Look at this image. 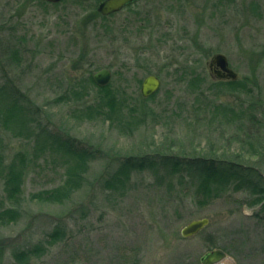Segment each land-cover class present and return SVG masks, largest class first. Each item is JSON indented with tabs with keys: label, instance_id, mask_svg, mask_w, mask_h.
Instances as JSON below:
<instances>
[{
	"label": "rangeland",
	"instance_id": "374dc122",
	"mask_svg": "<svg viewBox=\"0 0 264 264\" xmlns=\"http://www.w3.org/2000/svg\"><path fill=\"white\" fill-rule=\"evenodd\" d=\"M41 1L0 0V44L21 57L0 72V84L13 79L30 113L38 111L25 114L29 132L11 128L0 111V264H13L14 252L43 241L57 224L65 238L33 264H201L215 248L227 254L215 264H264V207L246 183L200 205L188 193L155 187L154 166L133 170L124 194L102 182L125 157L154 156L168 145L184 158L214 155L255 167L264 182V150L226 143L220 133L233 132L231 113L246 114L255 92L264 97V0H138L109 15L96 10L102 0ZM217 53L239 86L210 75L207 62ZM103 67L112 72L117 108L108 118L85 115L78 109L97 97L86 78ZM148 74L161 80L153 97L140 92ZM74 80L88 87L78 98L64 95ZM45 132L99 147L81 185L63 182L79 166L60 149L34 152ZM20 160L25 173L10 193L8 166L20 168ZM202 217L209 223L201 231L181 235Z\"/></svg>",
	"mask_w": 264,
	"mask_h": 264
},
{
	"label": "trees",
	"instance_id": "16d2710c",
	"mask_svg": "<svg viewBox=\"0 0 264 264\" xmlns=\"http://www.w3.org/2000/svg\"><path fill=\"white\" fill-rule=\"evenodd\" d=\"M41 1V0H35ZM42 2V1H41ZM19 50L17 47H11L9 45L0 44V72L6 73V67L8 65H20L21 57L18 54ZM5 77V75H4ZM200 78H193L192 83L201 81ZM14 80H10L9 77H5L4 83L0 84V111L6 112L7 123L11 124V128L20 132H29L30 128L27 122H29V116L25 115L29 112L30 115L38 113L32 112L27 109L29 105L28 98L25 94L19 90H15L13 85ZM75 81V80H74ZM67 86L64 95L71 93L74 98H78L77 95H84L87 91V85H84L83 80H77ZM90 85L97 88L96 101L91 104H86L83 108L78 110L83 112L85 115L100 116L103 115L106 118L110 117L114 110L117 108L116 103V91L113 90L110 84L104 86L96 85L91 77H87ZM218 85H225L228 87H236L241 84L240 81H228V80H216ZM215 83V85H216ZM154 93L152 94L153 97ZM248 103L244 106L245 113H238L236 111L231 113V117L236 118L237 126L230 134H224L221 131V138L226 143L237 142L240 146L244 147L249 144L255 149H259V153L264 150V97L258 92L251 96ZM31 104V103H30ZM245 115V118L242 117ZM234 119H230V122L235 123ZM263 128V132L261 130ZM222 129V128H221ZM44 131V129H43ZM46 133V140L43 144H40L39 139L34 147V152L40 151L43 154L46 153V149L51 153L54 149H60L63 156H68L73 160V166H79L77 170H70L67 172L66 185L69 183L81 185L86 178L82 176V169L84 164L89 158L97 159L101 156V150L98 146H88L87 144H75L71 138H64L60 133L54 134L51 132ZM38 135V134H37ZM61 135V136H60ZM59 145H51V143ZM44 144H46L44 146ZM47 146V147H46ZM172 147V146H171ZM170 145L165 148L166 150L157 151L154 156H140L138 158L131 156L125 157L120 162V166L116 173H107L103 178L102 182L105 187L112 188L120 193H125L128 186L126 185L130 179L133 170H143L147 166L156 167L157 171L154 173V186L165 187V189L172 195H186L191 198L194 202L200 205L210 203L216 198L223 196L230 189H235L233 185L238 182L239 185H248L252 189V193L255 197L252 199L253 202L260 203L261 208L264 207V182L260 173L255 167L242 165L239 163L223 160L220 157L210 155L208 156H192L184 158L179 154L171 153ZM65 154V155H64ZM183 156H185L183 154ZM20 168L16 163L8 166L7 184L10 185L8 188L10 193L17 189L18 182L21 175L25 173V165L22 160L18 162ZM18 168V169H17ZM162 170V172H160ZM89 184V182L87 183ZM68 190V189H67ZM69 193L65 190L62 196ZM61 193L59 189L55 190V195L59 196ZM69 195V194H68ZM61 196V197H62ZM16 210L6 209L10 216H13ZM66 228L64 225L57 224L54 228L47 233L43 241L33 244L31 247L19 249L14 252L15 261L13 264H33L35 257H41V255L47 254L50 251V246L55 245L59 240L65 238Z\"/></svg>",
	"mask_w": 264,
	"mask_h": 264
},
{
	"label": "water",
	"instance_id": "95a60500",
	"mask_svg": "<svg viewBox=\"0 0 264 264\" xmlns=\"http://www.w3.org/2000/svg\"><path fill=\"white\" fill-rule=\"evenodd\" d=\"M51 3H57L61 0H42ZM138 0H102L98 3L96 10L102 15H109L123 9L125 6L135 3ZM209 73L219 80H236L238 73L231 68L227 57L222 53L214 54L210 61L207 62ZM112 72L110 69L103 67L92 73V80L98 86H104L110 83ZM161 80L155 74H148L141 82L140 92L143 97H149L159 90ZM1 125V124H0ZM209 219L206 217L193 219L185 224L180 233L183 237H192L201 231L207 224ZM227 256L226 252L221 248L212 249L200 258L201 264H215L223 260Z\"/></svg>",
	"mask_w": 264,
	"mask_h": 264
},
{
	"label": "flooded vegetation",
	"instance_id": "af4514ba",
	"mask_svg": "<svg viewBox=\"0 0 264 264\" xmlns=\"http://www.w3.org/2000/svg\"><path fill=\"white\" fill-rule=\"evenodd\" d=\"M211 75V74H210ZM212 76V75H211ZM213 77V76H212ZM210 251V250H209ZM208 252V251H207ZM205 254V253H204ZM201 262V261H200Z\"/></svg>",
	"mask_w": 264,
	"mask_h": 264
}]
</instances>
